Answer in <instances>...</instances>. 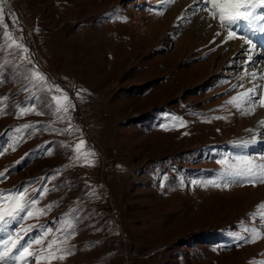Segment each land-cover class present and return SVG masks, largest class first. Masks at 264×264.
Here are the masks:
<instances>
[{
    "label": "rangeland",
    "instance_id": "1",
    "mask_svg": "<svg viewBox=\"0 0 264 264\" xmlns=\"http://www.w3.org/2000/svg\"><path fill=\"white\" fill-rule=\"evenodd\" d=\"M193 3L0 0V193L26 189L30 203L52 178L34 212L51 210L9 219L0 237L19 235V247L51 228L29 249L47 255L71 219L77 234L51 251L73 254L41 264H264V184L213 186L230 179L222 159L264 163V107L229 103L253 87H233L245 51L210 43L214 25L186 11Z\"/></svg>",
    "mask_w": 264,
    "mask_h": 264
},
{
    "label": "snow or ice",
    "instance_id": "2",
    "mask_svg": "<svg viewBox=\"0 0 264 264\" xmlns=\"http://www.w3.org/2000/svg\"><path fill=\"white\" fill-rule=\"evenodd\" d=\"M173 0H166V4L172 3ZM186 11H191L193 15H197L201 12H207L209 21L219 22V28L227 32V38L222 43H227L232 40H242L245 45H248L245 55V60L241 61L243 65L242 71L243 76L239 77L241 83L239 85H233V87H244V81L247 80L250 83H253V87L248 88L246 91L239 93L238 96H234L232 100L229 101L230 104H233L238 110L248 109L244 114H252L257 105L264 107V85H258L254 82L259 80H264V61L253 60L252 56L254 52L259 51L261 55H264V49H258L257 44L253 41L251 36L242 34L238 32L237 28L244 26L247 31L251 33L261 32L264 33V0H194L192 5H189V8ZM4 7L0 4V24L4 21ZM203 19V17H201ZM11 19L13 25L16 26L15 14H11ZM184 19V17H180ZM209 27L211 24L209 23ZM5 37L11 39L7 28L8 25L4 24ZM22 32V30H21ZM221 32L217 31L215 36H220ZM15 43V41H13ZM210 43H215V40L210 41ZM17 47L23 48L24 52H28V49L23 45H17ZM31 62V61H29ZM259 69V71L255 70ZM36 79L43 81L45 77L40 74H34ZM55 99V97L53 98ZM65 99L67 97L65 96ZM35 108V104L29 105L27 107L21 106L19 116H23L25 112ZM56 111L58 113L63 112L67 113V107H57ZM3 114V109H0V115ZM42 114V113H38ZM213 119H218L219 117H212ZM70 119V117H69ZM177 119V118H171ZM264 125V121L260 122ZM27 127V126H26ZM19 131V130H17ZM55 132H59L58 129H53ZM68 131H71L69 129ZM26 138V137H25ZM81 144L76 146V153L79 154ZM15 150V147L12 149ZM0 149V153H2ZM45 153L51 155V151L48 148H45ZM95 155L94 151L92 153ZM235 163L229 164L227 159H222L218 161L221 165H226L225 171L222 173V176L229 177L230 179L222 181V183L213 182L215 187L228 188L232 183H247L252 186H257L259 184H264V163H254V159L250 157L237 156L233 158ZM261 159H264L262 157ZM10 174V170H5L4 173H0V183L4 182L7 179V176ZM51 177H45L40 183L42 186L36 191L39 193L35 199L31 200L30 203H22L24 200V192L26 189H22L19 192L15 193H0V204H7L8 206L3 207L0 210V231L3 230L4 226L8 224L9 219L24 220L26 217H32L34 215L43 216L46 215L50 210L51 206H48L46 209L39 210L34 212L35 205L44 198V196L49 192L47 187L48 183L51 181ZM10 202V203H9ZM264 208V205L260 206ZM24 213V215H21ZM262 226H264V216L259 218ZM55 223H61L60 218H57ZM250 235L248 237H241L246 243H255L259 238V231L256 228L246 229ZM51 232V228H44L43 231L34 239L25 242L24 244L17 246L20 239L19 235L16 238H13V234L9 233L7 236L0 237V264H41L42 260H54V259H65L68 255L73 254V249L64 247L58 249L62 254L57 256V254L51 249L53 245L56 244H66L67 241L77 234L75 223L68 219L66 223L62 225L60 229L57 230V237L53 239L48 244L47 255L42 252L40 255H34L29 251L32 248L33 244H42L43 239L46 234Z\"/></svg>",
    "mask_w": 264,
    "mask_h": 264
},
{
    "label": "bare ground",
    "instance_id": "3",
    "mask_svg": "<svg viewBox=\"0 0 264 264\" xmlns=\"http://www.w3.org/2000/svg\"><path fill=\"white\" fill-rule=\"evenodd\" d=\"M181 2H184V1H180V2H178V3H181ZM192 5V4H191ZM177 10V9H176ZM177 12V11H176ZM185 12V11H184ZM207 15V12H204L203 14H202V17L204 16V22H205V28L206 29H208V27H209V23L212 25V27H213V25H214V33H213V37L212 38H210V37H208L207 38V40H215V42L216 43H222L223 41H225L226 40V38H227V32L226 31H224V30H221L220 28H219V23H218V20L217 21H209V19H208V15ZM191 16V15H190ZM203 20V19H202ZM191 30H194V28H191ZM209 31H211V29H208ZM217 31H220L221 32V35L220 36H215V33L217 32ZM237 31L238 32H242V34H244V35H247V36H251L252 37V39H253V41L257 44V46H258V48H262V49H264V33H261V32H257V33H251V32H249V31H247V29L246 28H244V26L242 25V26H240V27H238L237 28ZM204 32V31H203ZM212 33L211 32H209V33H207V35L208 36H211L212 35ZM206 40V41H207ZM220 45V44H219ZM222 45H224V46H226L227 48H228V50L230 51V53H231V47L234 49V50H241L242 51V49H243V51H245L246 52V50H247V48L249 47L248 45H245L244 44V42L242 41V40H239V39H237V40H232V41H228L227 43H222ZM246 47V48H245ZM243 55H244V53H243ZM253 55H254V53H253ZM245 56V55H244ZM243 56V57H244ZM245 58V57H244ZM258 127V126H257Z\"/></svg>",
    "mask_w": 264,
    "mask_h": 264
}]
</instances>
